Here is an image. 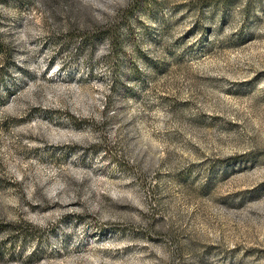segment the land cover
I'll return each instance as SVG.
<instances>
[{"label":"rangeland","instance_id":"374dc122","mask_svg":"<svg viewBox=\"0 0 264 264\" xmlns=\"http://www.w3.org/2000/svg\"><path fill=\"white\" fill-rule=\"evenodd\" d=\"M0 264H264V0H0Z\"/></svg>","mask_w":264,"mask_h":264}]
</instances>
